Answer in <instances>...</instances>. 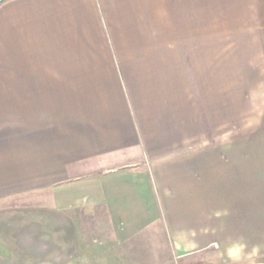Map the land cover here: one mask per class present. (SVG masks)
Instances as JSON below:
<instances>
[{
	"label": "crops",
	"instance_id": "1",
	"mask_svg": "<svg viewBox=\"0 0 264 264\" xmlns=\"http://www.w3.org/2000/svg\"><path fill=\"white\" fill-rule=\"evenodd\" d=\"M256 110L264 0H0V213L42 231L8 255L264 263Z\"/></svg>",
	"mask_w": 264,
	"mask_h": 264
},
{
	"label": "rangeland",
	"instance_id": "2",
	"mask_svg": "<svg viewBox=\"0 0 264 264\" xmlns=\"http://www.w3.org/2000/svg\"><path fill=\"white\" fill-rule=\"evenodd\" d=\"M261 55H241V54H225L224 55V71H225V86L226 83L228 82V78L231 76L230 73L232 72V69L236 66H239L240 69L237 68L234 69L237 72H240L239 75L241 76V80L243 79V73H247V69H245L243 67V63L248 62L249 65H251V62H255L257 60H259ZM234 66V67H233ZM252 71V70H251ZM249 71V72H251ZM253 72V71H252ZM251 75V74H250ZM252 76V75H251ZM252 78V77H251ZM254 78V77H253ZM242 84V83H241ZM256 113H261V111L259 112V110H256ZM245 114V113H242ZM250 117H246V116H241L240 117V126L243 127L244 125H249V129L250 131H254V137L255 140H259L260 137H263L261 140L264 141V111L261 113L260 116L257 117V123L256 125H253L250 123H248L249 121H251V119H249ZM247 129V128H245ZM249 131V130H246ZM253 133L250 134V138H252ZM242 136V134H241ZM23 216L19 217V220L22 221ZM21 218V219H20ZM18 220V218H15ZM14 217H8L7 213H0V264H39L38 259L34 260V256H31L29 253L25 254L21 249L23 247H13L16 248V253L15 255H8V246H7V242L12 240L14 237L18 238V237H22L25 239H36L39 238L42 234V231H39L38 229H26L24 227V223L22 224H13V222H15ZM18 226L21 225V229H14L12 228L13 226ZM26 225V224H25ZM31 225V224H30ZM32 225H37V224H32ZM69 234L68 231H64V234ZM262 238H264L262 236ZM264 242V240L262 241ZM20 248V249H18ZM26 249H37V247L35 246H30V247H25ZM242 245H240V249H242ZM10 249H12L10 247ZM234 249V248H233ZM21 250V251H20ZM256 251V260H259L260 258L264 259V245H257L255 248ZM28 252V251H27ZM34 254V251H32ZM8 258H13L12 260H8ZM228 264H259L258 261H252V262H247V263H228Z\"/></svg>",
	"mask_w": 264,
	"mask_h": 264
},
{
	"label": "built area",
	"instance_id": "3",
	"mask_svg": "<svg viewBox=\"0 0 264 264\" xmlns=\"http://www.w3.org/2000/svg\"><path fill=\"white\" fill-rule=\"evenodd\" d=\"M262 264H264V263H262Z\"/></svg>",
	"mask_w": 264,
	"mask_h": 264
}]
</instances>
